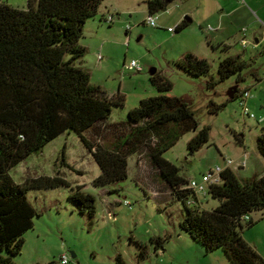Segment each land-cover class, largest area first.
I'll return each mask as SVG.
<instances>
[{
    "label": "rangeland",
    "instance_id": "rangeland-1",
    "mask_svg": "<svg viewBox=\"0 0 264 264\" xmlns=\"http://www.w3.org/2000/svg\"><path fill=\"white\" fill-rule=\"evenodd\" d=\"M0 2L27 10L29 0ZM112 2H120L123 7L121 12H110L115 22L108 25L99 14L93 23L100 25V32L94 29L92 33L93 27L89 26L81 40L89 48L82 66L90 72L92 84L109 96L119 92L125 96L124 106L114 107L107 122H126L129 111L141 100L160 95L150 81L149 72L156 69L173 85L167 95L185 99L200 124L196 132L184 135L164 154L180 169L181 177L201 181L212 169L226 167L228 160L237 164L245 153L246 167H232L239 181L264 175V159L257 150V138L264 127V0H176L166 11L154 14L156 27L146 23L147 0H107L103 7ZM185 6L190 7L187 16L194 22L180 33L168 32L169 27H177L173 20ZM208 6L213 16L205 25L214 28L209 38L197 31L203 9L206 11ZM219 19L225 23L222 32L215 31ZM127 26L131 27L129 33ZM242 39L247 42L245 47ZM189 52L207 60L208 76L194 77L177 68L176 62ZM230 56L255 60L253 68L245 73L247 80L240 84L241 90L252 91L247 106L254 118L244 114L239 99L228 102V93L236 86L235 77L220 82L219 64ZM132 61L137 62L141 72L127 68ZM253 71L257 78L250 76ZM210 82L215 85L209 87ZM210 102L226 105L218 115H212ZM205 127L209 128V142L191 155L188 143ZM86 136L90 138L91 133ZM108 136L112 141L113 136ZM237 138L242 139V145ZM107 139L102 134L94 141ZM100 174L92 154L74 132L61 135L10 171L17 184L56 176L69 184L29 191L28 198L41 216L34 219L33 229L24 236L22 253L14 258L16 264H62L64 256L68 264H118L119 256L123 264H231L222 249L207 253L182 231L185 206L171 196L146 157L129 158L128 178L123 182L94 187ZM80 186L95 197L93 217L82 215L69 199ZM199 198L202 210L211 211L219 205L209 194ZM251 218L255 225L245 230L243 237L264 259V214L256 212Z\"/></svg>",
    "mask_w": 264,
    "mask_h": 264
},
{
    "label": "trees",
    "instance_id": "trees-1",
    "mask_svg": "<svg viewBox=\"0 0 264 264\" xmlns=\"http://www.w3.org/2000/svg\"><path fill=\"white\" fill-rule=\"evenodd\" d=\"M104 1L29 0L27 10L0 2V264H16L14 258L22 253L24 236L33 229L34 219L41 216L28 198L29 191L69 187L60 176L17 184L10 171L70 132L80 138L101 170L94 187L125 181L129 158L146 157L171 196L185 206L180 228L193 241L207 253L222 249L231 264H264L243 237L244 231L255 225L251 214H264V175L241 182L233 170L226 169L221 183L209 190L219 205L211 211L202 210L199 197L187 189L189 181L164 158L184 135L200 126L185 99L167 95L173 85L164 75L156 72L150 76L159 96L141 100L129 111L126 122H107L114 107L124 106L125 96L120 92L109 96L92 84L90 72L82 66L87 49L81 44L85 25L100 14ZM174 1L147 0L149 16L166 11ZM100 19L104 21V17ZM188 27L185 19L175 32ZM254 64V59L248 62L241 56L220 62V82L232 77L236 80L237 90L228 102L240 100L245 90L240 84L247 80L245 73ZM176 66L194 77L210 73L207 60L192 53H185ZM256 74L253 71L250 76L257 78ZM225 105L210 102V114L218 115ZM87 133H91L90 138ZM102 134L106 139L112 135V141H94ZM237 141L243 144L242 139ZM208 142L209 128L205 127L189 141V153L195 154ZM257 150L264 159V127L257 138ZM69 199L82 215H95V197L83 187ZM118 264H123L120 256Z\"/></svg>",
    "mask_w": 264,
    "mask_h": 264
},
{
    "label": "built area",
    "instance_id": "built-area-1",
    "mask_svg": "<svg viewBox=\"0 0 264 264\" xmlns=\"http://www.w3.org/2000/svg\"><path fill=\"white\" fill-rule=\"evenodd\" d=\"M241 3H245V0H239ZM115 15L108 13V15H106L104 17V23H107L108 25H112L115 22ZM148 25L150 26H154L156 27L157 24L155 22V18L154 16H149L148 21L146 22ZM176 28H169L168 32L170 33H174ZM127 32L129 33V31L131 30L130 26H127ZM211 30V28H210ZM247 44L245 39H242V45L243 47H245V45ZM98 60L101 61L102 60V56L98 55ZM127 68L129 70H136L138 72H141L142 69L138 66L136 61H132ZM252 95V91L251 89H245L242 93H241V98H240V102L242 105V109L244 110V114L254 118V115L250 114L249 111V107L247 106V101L249 98H251ZM247 155H244V157L242 158L241 161H239L237 164L236 162H234L233 160H228L226 162V167H217L216 169H212L207 175H204L201 179V181L199 180H190L188 185H187V189L193 191L198 197L199 195H203L204 197H206L209 194V190L211 187L219 185L221 183V174L223 171H225L226 169H233V165H236L238 167V169H244L247 165ZM200 199V198H199ZM202 205V203H201ZM248 220V217L246 218ZM62 264H68V259L64 256V258L62 259Z\"/></svg>",
    "mask_w": 264,
    "mask_h": 264
},
{
    "label": "crops",
    "instance_id": "crops-1",
    "mask_svg": "<svg viewBox=\"0 0 264 264\" xmlns=\"http://www.w3.org/2000/svg\"><path fill=\"white\" fill-rule=\"evenodd\" d=\"M106 1L107 0H105L104 1V3L102 4V6H101V8L103 7V5L106 3ZM247 1V0H246ZM122 3H110L109 5H106V6H104L103 7V9L101 10V8H100V16L101 17H105L106 16V14L107 13H110L111 11H116V12H121V9L123 8L122 7V5H121ZM213 9L212 8H210L209 6L206 8V11H205V9H203V13H202V15H201V21H199V23H198V28H197V31H198V29H199V31L201 32V34H202V36L203 35H205V37H210L211 36V32H210V28H211V30H212V32H214V28H212L211 27V25H205V22H207L208 20H209V18H212V16H213V11H212ZM189 12H190V7L189 6H185V7H183L181 10H179L178 11V13H177V18H176V20H173V24L174 25H179L183 20H187L188 19V14H189ZM206 14V16H203V14ZM116 14H119V13H116ZM185 16V17H184ZM184 17V18H183ZM174 18V19H175ZM194 21L192 20L190 23H189V25L190 24H192ZM225 23H224V21L223 20H220L219 19V25L218 26H216V29H215V31L216 32H222V30L224 29V27H225V25H224ZM89 26L90 27H93V29H90V31L93 33H95V31H94V29H96V30H98V31H96V33L98 32H100V30H101V28H100V25H98V24H96V23H93V20L92 21H88L87 22V24L85 25V27H84V35H85V33L88 31V29H89ZM205 26H207V27H205ZM169 28H173V27H169ZM209 31V32H208ZM128 33V32H127ZM256 43L257 44H259V40H257L256 39ZM82 44V43H81ZM83 45V44H82ZM85 48H87V49H89L88 47H86L85 45H83ZM190 53V52H189ZM185 54V53H184ZM82 64H83V62H82ZM110 96H113V95H110ZM245 155H247L246 153H245Z\"/></svg>",
    "mask_w": 264,
    "mask_h": 264
},
{
    "label": "water",
    "instance_id": "water-1",
    "mask_svg": "<svg viewBox=\"0 0 264 264\" xmlns=\"http://www.w3.org/2000/svg\"><path fill=\"white\" fill-rule=\"evenodd\" d=\"M187 20H188L189 23L192 21L190 18H188ZM156 72H157L156 69H152V70H150L149 74H150V76H153ZM236 90H237V86H235L234 88H232L229 91L228 95H229L230 99L234 98V93L236 92ZM73 257H75V255H73Z\"/></svg>",
    "mask_w": 264,
    "mask_h": 264
}]
</instances>
